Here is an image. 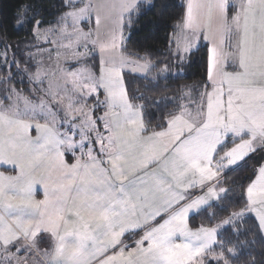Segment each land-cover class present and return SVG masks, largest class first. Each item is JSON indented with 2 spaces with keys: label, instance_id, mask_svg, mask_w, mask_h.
<instances>
[{
  "label": "snow or ice",
  "instance_id": "6c2138e0",
  "mask_svg": "<svg viewBox=\"0 0 264 264\" xmlns=\"http://www.w3.org/2000/svg\"><path fill=\"white\" fill-rule=\"evenodd\" d=\"M144 2L149 0L108 5L115 28L100 43L101 53L124 46L125 20L130 26ZM63 7L68 10L58 17V29H41L38 13L27 16L30 6L17 22L32 24L34 40L50 44L58 43L52 38L58 31L67 43H58L56 60L67 49L65 63L79 67L50 72L38 61L29 73L19 68L15 53L9 57L10 45L0 51L8 72L0 83L12 80L16 67L37 85L28 90L34 99L14 86L0 93V167L16 173L0 172V264H233L242 258L243 264H264V252L260 260L251 255V242L220 238L230 229L237 237L256 231L264 239V0H188L170 41L168 63L176 73L148 53L102 57L93 71L87 61L99 38L79 24L96 9L90 3L77 8L74 0ZM202 40L211 48L195 98L190 91L159 99L139 90L130 94L126 75L178 78ZM89 98L95 104L89 106ZM150 104L174 107L157 119ZM245 166L251 175L242 177L247 183L239 184L237 198L234 188L223 185L228 173ZM38 186L43 199L35 198ZM232 199L242 207L214 226L190 224L201 213L217 220L209 209L226 211L230 205L221 201ZM250 219L254 227L247 226ZM38 238L50 248L39 249ZM21 252H42L45 260Z\"/></svg>",
  "mask_w": 264,
  "mask_h": 264
},
{
  "label": "trees",
  "instance_id": "16d2710c",
  "mask_svg": "<svg viewBox=\"0 0 264 264\" xmlns=\"http://www.w3.org/2000/svg\"><path fill=\"white\" fill-rule=\"evenodd\" d=\"M67 0H0V51L3 50L5 43L10 45L9 57L15 53L16 59L19 61V68H27L29 73H35L37 70V62L35 55L29 58V53H37V47L41 49L40 42L33 38V25L29 23L20 24L17 22L18 14H22L26 7L30 6L27 16L32 17L34 13L35 20L42 22L41 29L57 28V19L62 12L68 9L63 7ZM186 1L185 0H149L141 4L138 15H133L131 25L128 26L125 20L124 35L126 41L121 47V54L131 59H138L139 56L148 53L151 55L153 61H163L160 67L168 64L173 73L177 72L175 64L168 62L173 59L169 55V48L174 47L170 41L174 38L173 34L176 31L175 25L180 18L185 14ZM26 20L27 17H21ZM43 48H50L49 43H42ZM41 49V51H42ZM209 46L207 43H201L200 50L189 57L188 61L180 65L182 71L179 72L178 78L170 76L167 79H158L149 81L147 79H140L136 75H126V82L128 83L130 94L134 90H139L145 93L151 99H159L162 96L177 97L183 92H191L193 98L200 89V86L205 81L206 69L209 59ZM97 54H94L88 61V64H94L98 67ZM8 72L0 65V81L6 79ZM13 79L7 83H0V93L10 86H14L17 90H21L24 95L30 96L28 91L35 83L30 82L28 74L18 71L16 67L11 70ZM21 80L23 81L21 83ZM36 88V87H35ZM146 103V101H138ZM150 110L153 111L154 116L159 119L165 115L166 111L174 105L169 104L167 108L160 105H149ZM155 122V121H154ZM250 165H256V161H249ZM245 175H251V168L245 166L237 171L230 172L225 177L226 183L224 187H232L235 192L234 195L238 198L240 196V183H247L242 180ZM237 181L233 184V181ZM222 204L230 205L228 210L221 212L218 208L213 207L209 209V213L215 211L217 213V220H210L208 214L201 213L190 219V224L193 227H198L201 224L204 226H214L219 219L227 218L229 212L236 211L242 207V201L239 199L221 201ZM255 221L249 220V227H254ZM223 231V230H222ZM224 240H231L232 243L237 242H251L249 248L251 255L260 260L261 252H264V239L256 231L247 233L246 235L235 236L232 235L231 230L224 231V235L220 237ZM229 246H232L231 244ZM219 251V249H217ZM227 255V253H226ZM241 261H233V264H243ZM208 264V262H206ZM215 264V262H212Z\"/></svg>",
  "mask_w": 264,
  "mask_h": 264
},
{
  "label": "crops",
  "instance_id": "0c3cea01",
  "mask_svg": "<svg viewBox=\"0 0 264 264\" xmlns=\"http://www.w3.org/2000/svg\"><path fill=\"white\" fill-rule=\"evenodd\" d=\"M185 1H186V5H187L188 0H185ZM74 2H75V7H77V8L83 6V2L81 3V2H79V0H74ZM90 2L94 3L96 5L94 7L96 10H98L99 15H100V25H99L100 35H98L99 42L97 43V45L95 46V49H94L95 50L94 54H97V57H98L97 62H98V66H99L102 57L104 59H107L108 57H112V56L119 57V56H123V55L121 54V48H119L117 50L109 49V50L104 51L103 53H101L99 51L100 43L106 42L110 38L112 30L115 28L116 16H115V13L112 11V9L110 7H108V5H110L113 2V0H90ZM96 10H94L93 12H95L97 14ZM185 12H186V9H185ZM216 24H217L216 17H215V15H213V19H212L213 29H215ZM56 27L58 28L59 26L57 25ZM79 27L82 28V24ZM85 28L86 27L84 26L82 29L85 31ZM68 31L69 32L72 31L71 24L68 27ZM123 32H124V28H123ZM96 38L97 37H95L93 39H96ZM64 41L67 42V40H64ZM203 42L208 44L209 49L211 48V42L210 41L202 40L201 43H203ZM81 49H83V48H81ZM66 53L68 54L71 52L67 51ZM38 55H39V53L35 55L36 60H38ZM209 55H210V53H209ZM125 58H128V57H125ZM128 59H131V58H128ZM69 61H70V59H69ZM63 65L65 67H68V68L79 67V65H74L72 62L64 63ZM100 99H103V95L100 96ZM90 101H94V103H95V99L89 98L87 100V104H89ZM100 114H101V112H100ZM40 122L43 123L44 120H41ZM35 134H36L35 132L32 133L33 136H35ZM69 159L71 160V158H69ZM0 171L6 175H15L16 174L15 171L11 168V166L0 167ZM35 198L36 199H43V193L39 187H38V190L36 192ZM135 239H137V238L135 237ZM48 246H49L48 248H44V249H49L50 244ZM37 247L39 249H43V248H40L38 245H37ZM23 254H24L23 256H25L27 254H28V256H35L37 260H41V261L45 260L42 252H40V253H36V252L24 253L23 252ZM29 264H32L31 259L29 260Z\"/></svg>",
  "mask_w": 264,
  "mask_h": 264
},
{
  "label": "rangeland",
  "instance_id": "374dc122",
  "mask_svg": "<svg viewBox=\"0 0 264 264\" xmlns=\"http://www.w3.org/2000/svg\"><path fill=\"white\" fill-rule=\"evenodd\" d=\"M86 3H90V4H92L93 6H96L94 3H91L90 2V0H83V6H84V4H86ZM82 6V7H83ZM91 19H89V20H87V21H81L80 22V24H79V26L82 24V28L85 26L86 28H85V32H87V31H89V30H92L94 33H96L97 35H100V29L98 28L97 29V26H96V23H95V17H96V13L95 12H92L91 14ZM71 24V21L69 20L68 21V25H70ZM55 29H58V28H55ZM97 35H94L93 37H92V39L93 38H95V37H97ZM52 38L53 39H56L57 41H58V43L59 42H62V43H67V42H65L64 40L63 41H60V39H59V32L57 31V32H55V33H53L52 34ZM39 42H40V45H41V47L43 48V44L42 43H47V42H45V41H43V40H39ZM58 43L57 44H50L49 43V47L50 48H45V49H52V51L51 52H47V51H44L45 49H42V51L41 52H39V55H38V61H42L43 62V64H42V67L43 68H45V69H47V70H49L50 72L51 71H56L57 70V66H59V68H67V69H71V68H68V67H65L63 64L65 63V58L66 57H68L69 59H70V56H71V53H66L67 51H70V50H67V49H60V52H61V57H60V59H59V61H57L56 60V49H57V47H58ZM79 51L80 52H83L84 51V49H79ZM94 51V53H95V50H93ZM41 53V54H40ZM49 57H51V59L49 58ZM2 66V65H1ZM87 67L88 68H90V69H92L93 71H95V69H96V66H94V64L92 65V64H88L87 63ZM59 77V73L57 72V78ZM36 85V84H35ZM45 87L47 86V81H45V85H44ZM35 87H37V85L35 86ZM34 87V85L31 87V88H35ZM30 95H31V97L30 96H28L29 98H32V99H34V97L32 96V93H30ZM40 95H43V93H40ZM93 104H95L94 103V101H90L89 102V106H91V105H93ZM79 105H77V107H78ZM100 114V111L98 110L97 112H95L94 113V115H99ZM58 118H59V115H58ZM77 154H79V153H77ZM6 167H8V166H6ZM1 172V171H0ZM39 187V186H38ZM137 239L139 238V237H136ZM50 243H49V241L47 240V239H43V240H41V239H39L38 238V241H37V245L40 247V248H48ZM42 245V246H41ZM11 251L12 252H16V249L15 248H12L11 249ZM20 255L21 256H23L24 254H23V252H21L20 253ZM28 255V254H27ZM31 257V256H30Z\"/></svg>",
  "mask_w": 264,
  "mask_h": 264
}]
</instances>
